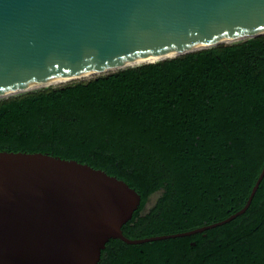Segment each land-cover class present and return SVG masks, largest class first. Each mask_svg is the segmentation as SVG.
I'll return each mask as SVG.
<instances>
[{
	"label": "trees",
	"instance_id": "trees-1",
	"mask_svg": "<svg viewBox=\"0 0 264 264\" xmlns=\"http://www.w3.org/2000/svg\"><path fill=\"white\" fill-rule=\"evenodd\" d=\"M0 149L126 180L142 196L123 225L133 239L224 220L264 167V34L0 99ZM98 264H264V177L232 220L141 243L111 238Z\"/></svg>",
	"mask_w": 264,
	"mask_h": 264
},
{
	"label": "water",
	"instance_id": "water-1",
	"mask_svg": "<svg viewBox=\"0 0 264 264\" xmlns=\"http://www.w3.org/2000/svg\"><path fill=\"white\" fill-rule=\"evenodd\" d=\"M259 34L264 0H0V96ZM263 177L264 167L246 205L224 220L133 239L123 225L142 196L126 180L77 159L0 149V264H98L111 238L141 243L203 231L245 212Z\"/></svg>",
	"mask_w": 264,
	"mask_h": 264
},
{
	"label": "bare ground",
	"instance_id": "bare-ground-1",
	"mask_svg": "<svg viewBox=\"0 0 264 264\" xmlns=\"http://www.w3.org/2000/svg\"><path fill=\"white\" fill-rule=\"evenodd\" d=\"M246 36H248V35H246ZM243 37H245V36H238V37L229 38V39H226V40H224V39H218V40H216L215 39V40L209 41L205 45L190 47V48H187V49H185V50H183L181 52H186V51H190V50L204 48V47H208V46H212V45L219 44L221 42L222 43L223 42H230V41H234V40L241 39ZM162 56H164V55H153L151 57L145 58V59L140 60V61H135V60L127 61V62L118 64V65H115L114 67H112L110 69H107L105 71H100L99 73L107 72V71H112V70H115V69H119V68H123V67H128V66H132V65H136V64L141 63V62L146 61V60H152V59L161 58ZM84 76L85 75H83V76H77V77L60 78V79H54V80H46V81H43V82L30 84V85H27V86L19 87V88L15 89V90H13V91L5 94V95L0 96V98L5 97V96H9L11 94H16V93H19V92H22V91H26V90H31V89L43 87V86H46V85H53L55 83H58V84L59 83H64V82L71 81V80H74V79H78V78H81V77H84Z\"/></svg>",
	"mask_w": 264,
	"mask_h": 264
},
{
	"label": "rangeland",
	"instance_id": "rangeland-1",
	"mask_svg": "<svg viewBox=\"0 0 264 264\" xmlns=\"http://www.w3.org/2000/svg\"><path fill=\"white\" fill-rule=\"evenodd\" d=\"M232 42H233V41H232ZM224 43H225V42H224ZM82 78H85V76L82 77ZM78 79H80V78H78ZM74 80H77V79H74ZM74 80H72V81H74ZM68 82H70V81H68ZM64 83H67V82H64ZM59 84H63V83H59ZM59 84H58V83H55L54 85H59ZM46 86H50V85H46ZM46 86H43V87H46ZM39 88H42V87H39ZM35 89H38V88H35ZM31 90H34V89H31ZM27 91H30V90L22 91V92H19V93H16V94H11V95H9V96L17 95V94L24 93V92H27ZM9 96H5V97H2V98H0V99L6 98V97H9ZM158 197H159V193H158V194H157V193H154V194L150 197V199H149L147 205L144 207V209L141 211V213H142V214H146V213L152 208V206L154 205V203H155V201L157 200Z\"/></svg>",
	"mask_w": 264,
	"mask_h": 264
}]
</instances>
